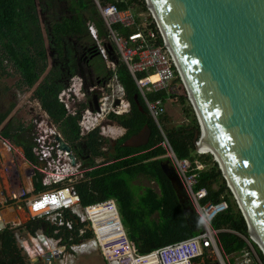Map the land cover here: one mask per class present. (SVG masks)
I'll return each mask as SVG.
<instances>
[{
	"label": "trees",
	"instance_id": "16d2710c",
	"mask_svg": "<svg viewBox=\"0 0 264 264\" xmlns=\"http://www.w3.org/2000/svg\"><path fill=\"white\" fill-rule=\"evenodd\" d=\"M107 2L114 3L120 9L137 4L142 10H147L144 0H99L100 4ZM41 20L47 38L56 40L72 38L92 41L95 44L89 34L87 21L93 22L99 37H107L94 0H0V76L16 73L18 76L16 85L19 87H30L37 83L40 76L39 62L46 58L45 33ZM113 27L121 34L130 33L128 28L118 25ZM103 44L106 47L107 57L115 62L118 81L123 85L125 97L130 103L128 112L111 113L109 117L120 127L126 128V132L116 138L113 153L102 149L101 144L104 139L96 130L89 132L85 141L95 156L87 163L91 167V170L87 171V178L79 180L75 188L83 205L114 198L120 217L128 226V235L134 241L137 251L147 253L198 233L201 224L190 201L187 198H184L183 203L179 201L170 180L162 170L161 161L165 158L159 156L163 152V148L158 145L161 137L160 128L150 116L134 80L126 66L118 62L107 42L103 41ZM95 50L101 57L97 46ZM12 53L18 55L16 65L11 63L8 56ZM108 73L110 75L111 72ZM139 76L141 77L142 74ZM62 87L63 84L58 83L55 86L56 90L54 89L55 94L51 95V87L46 78L42 83H38V89L34 94L39 98L43 111L53 115L62 114V105L56 98V93ZM136 94L138 105L134 98ZM147 97L164 99L166 94L150 92ZM177 98L183 106L184 113L190 116V120L187 124L167 128L166 134L178 156L190 158L196 156L206 164L203 170L198 172L196 188L206 189V196L201 200L202 202H216L220 197L228 201V209L216 214L210 221V226L219 229L216 239L222 253L238 255L247 246L245 240L236 233L246 234L245 219L231 197L230 190L221 176L217 163L211 159L210 153H195L192 135L197 123L192 110L187 105L186 97L177 94ZM8 110L7 108L0 113V121L5 118ZM144 124L151 127V135L146 144L140 146L120 144L121 140ZM79 128L76 118L70 117L63 127V132L67 138H72L74 133H79ZM25 129L22 124H15L9 119L0 129V137L7 138L22 147L25 158L33 161L32 146L22 134ZM96 156H102V159L96 161ZM143 179L153 181L157 185V190L151 185L141 183ZM35 183L36 191L44 188L39 181ZM63 217L73 220L66 211L63 212ZM197 222L199 225L196 224ZM78 227L79 224H72L73 236L68 240L67 238L71 236L69 231L59 227L58 232H54L56 226L43 218L28 219L16 225L5 224L0 229V264H33L19 248L14 236L16 230H24L29 234L42 231L44 234L60 237L61 243L68 244L90 236L88 230L81 236H76ZM258 254L264 262L260 251ZM245 264H258V262L254 259Z\"/></svg>",
	"mask_w": 264,
	"mask_h": 264
},
{
	"label": "built area",
	"instance_id": "2783aa9c",
	"mask_svg": "<svg viewBox=\"0 0 264 264\" xmlns=\"http://www.w3.org/2000/svg\"><path fill=\"white\" fill-rule=\"evenodd\" d=\"M94 2L107 32L109 40L107 44L113 50L118 62L126 66L150 116L158 125L159 119L167 111L165 100L171 99L176 102L177 94L182 92V95L187 98L197 123L198 134L192 141L194 151L196 154L209 152L200 148L201 121L190 102L172 48L154 17L152 9L147 5V1L144 0L150 20L145 18L143 24L139 21V17H143L142 13H136L132 6L120 9L114 3L100 4L99 0ZM114 25L130 29V33L121 34L113 27ZM87 28L89 34L101 47L104 57H107L106 47L103 40H99L100 37L93 22L87 21ZM109 65L111 101H118L114 105L117 109H113V112L126 113L130 110V103L125 97L123 85L118 81L115 62L109 59ZM8 69L6 66V70ZM140 74H142L141 77ZM153 76L157 77L156 81L150 80ZM63 92L64 89L61 93ZM150 92H164L166 97L148 99ZM85 120L87 121V118H82L79 126L82 132H89L92 126L86 125ZM44 139L45 136L38 134L33 138V143H36L31 148L34 160L28 161L23 156L25 168L17 165L14 162L15 158H11L10 162L7 161L3 166L7 177L6 181L0 182L1 199L23 209L28 219L43 218L49 221L56 226L54 232H58L59 227H64L71 235L67 238L68 240H71L73 236L71 234L73 223L79 224L76 236H81L86 230L90 231V236L65 244L60 242V237L44 234L42 231H37L35 234L27 232L22 234L16 230L14 233L16 242L26 257L31 260L30 262L40 260L43 264H68L74 258V254L95 251L104 264H211L208 257L214 258L216 261L214 264H245L254 259L258 264H264L258 255L259 244L252 237L253 229L246 220V234L236 233L245 240L247 246L241 250L240 254L233 256L232 262H229L228 257L222 254L216 239L219 229L211 228L210 221L216 214L227 210L229 203L222 197L216 202L201 201L206 196V189L196 188V184L198 172L203 170L206 164L196 156L194 158L178 156L166 132L161 131L158 141V145L163 148L161 156L169 161L177 174L183 193L199 217L201 230L188 238L147 253L137 251L134 241L128 235L127 226L120 217L114 198L81 204L75 184L85 178L78 162L73 163L67 151L60 149L57 142L50 145ZM7 150L11 151L8 145ZM72 166L76 172L70 171ZM20 176L29 180L30 187L18 184V181L22 179ZM38 176L44 188L34 193L33 179ZM71 176H74V179ZM10 182H15L16 186L13 187ZM64 211L68 212L73 220L64 218ZM4 225L0 218V229ZM261 254L264 257L262 252Z\"/></svg>",
	"mask_w": 264,
	"mask_h": 264
},
{
	"label": "water",
	"instance_id": "95a60500",
	"mask_svg": "<svg viewBox=\"0 0 264 264\" xmlns=\"http://www.w3.org/2000/svg\"><path fill=\"white\" fill-rule=\"evenodd\" d=\"M146 1L180 66L202 123L201 140L214 150L216 155L209 153L239 210L264 244V0ZM197 134L194 128L192 141ZM150 135L144 124L120 144L140 146ZM55 139L60 149L70 150L60 136ZM161 167L183 203L173 167L167 159ZM259 250L264 254L260 245Z\"/></svg>",
	"mask_w": 264,
	"mask_h": 264
},
{
	"label": "flooded vegetation",
	"instance_id": "af4514ba",
	"mask_svg": "<svg viewBox=\"0 0 264 264\" xmlns=\"http://www.w3.org/2000/svg\"><path fill=\"white\" fill-rule=\"evenodd\" d=\"M45 46H47L46 58L48 57L46 75L51 87L50 94H55V86L58 83L63 84L62 89L56 93V98L62 105V114L56 113V115H53L46 111L44 112L47 115L45 141L51 145L53 142H57L55 137L60 136L70 148V150H67L68 156L70 152L74 155L80 170L83 172V176H87V171L91 170L87 163L91 157L95 156L85 141L89 132L96 130L97 134L104 139L101 144L102 149L108 150L110 153L114 152L113 146L116 138L126 132V128H124V132L118 136H106L105 130L100 131V129L115 122L109 117L111 113H114L115 105L111 101L110 75L104 69L105 65L100 62V56L95 50L96 44L92 41H79L72 38L61 40L47 38ZM63 89L64 92L61 93ZM92 114L103 115L92 126L93 130L86 133L79 128V133H74L72 138L66 137L63 127H65L70 117H75L79 125L82 118H96ZM4 119L1 121L3 124L0 129L10 117ZM66 129H68L67 126ZM24 138L27 139L25 136ZM96 157H101L102 159V156Z\"/></svg>",
	"mask_w": 264,
	"mask_h": 264
},
{
	"label": "rangeland",
	"instance_id": "374dc122",
	"mask_svg": "<svg viewBox=\"0 0 264 264\" xmlns=\"http://www.w3.org/2000/svg\"><path fill=\"white\" fill-rule=\"evenodd\" d=\"M131 6L136 13H142L143 17H139V21H141L142 24H143V21L145 18H147V20H150L149 19L150 16L148 14L149 12L147 10L146 11L142 10L137 4H132ZM41 26H42L43 32L45 33V30H44L45 28H44V24H43L42 20H41ZM101 39L107 43L109 42L107 37H100L99 40H101ZM44 40H45V45H46L47 44L46 33H45ZM93 40H94L96 46L98 47L100 54H101V57H102V58L99 57L100 62H102L105 65L104 69H106L109 72V70H110L108 68V66H110L109 65V58L104 57V54L101 51V47H99V45L97 44V42L95 41L94 38H93ZM105 54H106V51H105ZM8 56L11 59V63H14L16 65V60L18 58L17 53H12ZM106 56H107V54H106ZM47 63H48V57L44 58L43 60H41L39 62L38 69H39L40 76H39V79L37 80V83L34 86H30V87H27V86L19 87V86H17L16 85L17 84V81H16L17 80V74L16 73H12L9 76H0V113H2L7 108L9 109L6 116H5V119L7 117H10V120L13 123L22 124L26 128L23 135L27 138V140L31 144V146L36 144V143H33V138L35 136H37V134L43 135V137H44L45 133H47V129H46V116L47 115H45L46 114V113H44L45 111H43L40 107L41 103H39L40 102L39 98L37 97L36 94H34L36 92V90L38 89V83H42L45 80V78L47 79V75H46ZM113 87L114 86L112 85V88ZM177 91H179V90H177ZM179 94H183V93L180 92ZM186 100H187V98H186ZM187 105L189 106L188 101H187ZM165 106H166L167 111H166V113H164L161 116V118L159 119L160 123L158 124V126L160 127V132L161 131L167 132L166 131L167 128L176 127V126H180L182 124L189 123L190 116L187 115L186 113L184 114V111L182 109L183 106L181 105L179 100L178 101L176 100V102L171 100V99L165 100ZM121 107L125 108L124 106H121ZM114 109H117V108H114ZM92 115L95 116L97 119L92 117V118H88L87 121L85 120L86 121L85 124L88 125L89 127L93 126L99 119H101L103 117L102 114L101 115L92 114ZM34 120H36V122H34ZM2 124L3 123H1V121H0V127L2 126ZM102 130L103 131L105 130L106 136H118L124 132V128L120 127L115 122L110 123V126H105V128L100 129L101 132H102ZM7 145L10 146L11 151H13L14 157L15 158L17 157L18 160L20 161V163L23 164L22 158L19 157V156H22V157L24 156L22 148H20V146H18V145H15L12 141L8 140L7 138L0 137V182L2 180L6 181L7 174L3 171V166L6 164L7 161H9L8 159L11 158L9 151L7 150ZM15 153H17V154H15ZM161 154L159 156H161ZM7 157H8V159H7ZM161 157H163V156H161ZM211 159H213L212 155H211ZM95 160L100 161L101 157H96ZM14 162H16L17 165L19 163L16 159ZM73 167L74 166H72V168H70V171L76 172L75 168H73ZM77 170H79L78 166H77ZM73 177L74 176H71L72 179H74ZM38 178H39V176L36 179H34V183L39 181ZM76 178L80 179L79 177H76ZM84 178H87V176H84ZM223 180H225V179H223ZM225 182H226V180H225ZM10 183H12V182H10ZM141 183H143L144 185H151L152 187H154V189L157 190V185L153 181L149 182L147 179H143V180H141ZM35 184H33V186ZM12 186L15 187L16 185L12 183ZM33 192L34 193L37 192L35 190V187H34ZM230 193H231V191H230ZM3 196H5V194ZM231 197L233 198V200L236 203V200H235L232 193H231ZM4 198H6V197H4ZM9 205H11V203H8L6 201H2V199H0V211L3 214V216H1L2 217L1 220H2L3 224H5L6 222H10V224L16 225L19 223H24L28 220V217L26 215H24L25 214L24 211H19L20 215H22V218H20L19 222H17L14 218H13V220H11L9 218L7 219V216L5 213L6 210H4V209H5V206H9ZM236 205H237V203H236ZM237 208H238V205H237ZM123 222H124V220H123ZM127 229H128V226H127ZM19 231L22 232V234L26 233V231H24V230H19ZM210 260H211V264H214L216 262L214 260V258H210ZM29 261H31V260H29ZM231 262H232V260H231ZM32 263L33 264H43V262H41L40 260H36L35 262H32ZM68 264H104V262L102 261L100 255L97 252L88 251V252H85L82 254H74V258L72 260H70L68 262Z\"/></svg>",
	"mask_w": 264,
	"mask_h": 264
},
{
	"label": "crops",
	"instance_id": "0c3cea01",
	"mask_svg": "<svg viewBox=\"0 0 264 264\" xmlns=\"http://www.w3.org/2000/svg\"><path fill=\"white\" fill-rule=\"evenodd\" d=\"M20 148H22V147H20ZM22 151H23V149H22ZM9 154H10L11 158H13V159L15 158L14 157V154H13V151H10ZM15 154H17V153H15ZM23 155H24V152H23ZM11 158L8 159V157H7V159L9 160L8 162H10ZM20 158H22V157H20ZM15 159L19 162L18 164H19L20 167L25 168L24 162L22 164V163H20V161L18 160L17 157ZM20 178H22V179H20L18 181V184H22V185L28 186L26 184L25 177L23 178L22 176H20ZM13 184H16V183L13 182ZM33 184H34V179H33ZM0 199H1V196H0ZM4 210H6L5 213H6L7 219L9 218V219L13 220V218H14L17 222H19L20 218H22V215H20L19 211H24L23 209L17 208L16 206H12V205L5 206V209ZM24 213H25V211H24ZM24 215H26V213ZM1 216H3V214L0 211V218L2 219ZM6 223H9L10 224V222H6ZM223 255H226V254H223ZM226 256L228 257V261L229 262H231V260L232 261L234 260V258H233L234 255L233 254L226 255Z\"/></svg>",
	"mask_w": 264,
	"mask_h": 264
},
{
	"label": "bare ground",
	"instance_id": "6f19581e",
	"mask_svg": "<svg viewBox=\"0 0 264 264\" xmlns=\"http://www.w3.org/2000/svg\"><path fill=\"white\" fill-rule=\"evenodd\" d=\"M150 1V0H149ZM151 2V1H150ZM152 7H153V5H152ZM153 11H154V16H155V18L158 20V22L160 23V21H159V19H158V16H157V14H156V12H155V10H154V7H153V9H152ZM160 25H161V23H160ZM163 29V28H162ZM179 68H180V66H179ZM182 73V72H181ZM150 80L151 81H156L157 80V77L156 76H153V77H151L150 78ZM185 82V81H184ZM185 86H186V83H185ZM187 87V86H186ZM188 89V88H187ZM189 91V90H188ZM190 98H191V95H190ZM191 101H192V98H191ZM192 103H193V101H192ZM193 105H194V103H193ZM195 107V106H194ZM196 109V108H195ZM201 125H202V123H201ZM203 128V127H202ZM200 148L201 149H204V150H207V151H209L210 153H213V155L215 154V152H214V150L212 149V147L210 146V144L208 143V142H206L204 139L203 140H201V143H200ZM212 155V154H211ZM216 155V154H215ZM19 157H22V156H19ZM23 161V160H22ZM24 162V161H23ZM25 164V167H26V163H24ZM230 179V178H229ZM26 184L28 185V187H30V185H29V180H26ZM231 186L233 187V189H234V191H235V193H236V195H237V197L239 198V196H238V194H237V192H236V190H235V188H234V185L233 184H231ZM253 239L264 249V244H263V242H262V240L260 239V238H258L257 236H255L254 234H253Z\"/></svg>",
	"mask_w": 264,
	"mask_h": 264
},
{
	"label": "clouds",
	"instance_id": "9594fccd",
	"mask_svg": "<svg viewBox=\"0 0 264 264\" xmlns=\"http://www.w3.org/2000/svg\"><path fill=\"white\" fill-rule=\"evenodd\" d=\"M93 130V129H92Z\"/></svg>",
	"mask_w": 264,
	"mask_h": 264
}]
</instances>
